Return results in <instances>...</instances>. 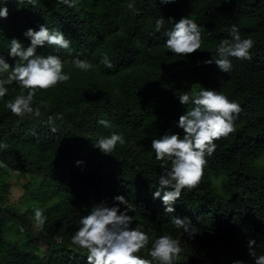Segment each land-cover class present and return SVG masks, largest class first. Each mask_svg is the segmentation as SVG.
I'll return each mask as SVG.
<instances>
[{
  "label": "trees",
  "instance_id": "trees-1",
  "mask_svg": "<svg viewBox=\"0 0 264 264\" xmlns=\"http://www.w3.org/2000/svg\"><path fill=\"white\" fill-rule=\"evenodd\" d=\"M130 2L135 11L128 9ZM6 6L0 54L7 62L14 63L7 55L11 38L27 47L25 31L46 25L71 41V55L48 46L37 53L59 55L71 78L36 92L32 106L40 109L39 117H17L6 108L20 94L15 83L5 85L8 93L0 98V160L30 178L19 205L8 202L10 188L0 175V264H86V250L71 243L78 221L95 204H117V195L126 197L129 215L151 239L180 240L177 264H254L247 239L254 238L257 253L264 254V164H256L264 156V0H76L72 8L58 0H8ZM182 16L194 20L203 36L200 50L189 56L164 47V33ZM157 18L164 19L160 30ZM233 25L254 47L251 59L230 58L232 69L225 73L203 62L218 58L217 47L231 39ZM105 53L111 69L100 63ZM76 57L96 67L81 71L71 63ZM7 76L0 73V79ZM204 88L227 96L242 111L235 130L214 141L198 187L183 190L175 212L164 213L152 193L165 169L151 141L165 133L182 135L179 117L194 105H182L177 97ZM102 119L110 127L99 124ZM112 132L126 142L109 155L93 147ZM35 208L47 217L42 230L35 226ZM173 215L192 222L193 239L172 224ZM12 230L17 236L9 238ZM147 252L139 255L151 259Z\"/></svg>",
  "mask_w": 264,
  "mask_h": 264
},
{
  "label": "clouds",
  "instance_id": "clouds-1",
  "mask_svg": "<svg viewBox=\"0 0 264 264\" xmlns=\"http://www.w3.org/2000/svg\"><path fill=\"white\" fill-rule=\"evenodd\" d=\"M7 2L8 0H3V5L0 6V18L8 17ZM161 2L171 3L174 0ZM58 3L70 8L76 6V0H58ZM127 7L135 11L134 2L128 3ZM163 26L164 19L157 18L156 29L160 30ZM164 35V47L173 55H193L200 50L203 43L200 26L187 16L175 20ZM230 35V40H224L218 45V58L212 57L205 60L204 64L211 65L214 62L222 72L228 73L232 69L230 58L251 59L250 51L254 47V41L251 38H242L235 25L232 26ZM24 36L30 40L27 47L18 38L10 39L7 55L14 61L13 64L7 62L5 56L0 54V73H8L6 80L0 79V98H4L8 93L5 85L15 83L20 89V94L8 100L6 108L17 117H39L40 109L32 106L36 92L65 83L70 80L71 75L64 72V61L59 55L38 54L37 48L48 46L66 50L71 55V41L62 31L50 29L46 25H40L39 30L29 28ZM71 63L81 71H90L96 67L90 61L79 57L74 58ZM100 63L108 69L114 67L106 53ZM177 98L182 105H194L179 117L177 127L182 130V135L165 133L151 141L155 159L162 162L161 167L165 169L152 196L153 199L161 200L165 206L164 213L171 214L175 212L173 205L179 200L183 190L198 187L203 177L205 157L213 155L216 150L214 141L226 138L235 130V121L242 111L238 103L214 89L204 88L194 94L185 92ZM52 119L50 116L49 122ZM98 123L106 128L110 127L107 120L102 119ZM55 130L51 129L53 132ZM125 142L122 134L112 132L92 144L101 153L109 155L117 144L123 145ZM6 169L7 165L0 160V170ZM113 200L118 203L113 206L104 203L93 205L88 214L79 219V226L71 237L73 245L86 250V264H177V258L183 250L180 240L170 235L151 239L143 230V226L136 223L135 217L129 215L132 209L126 197L117 195ZM119 205L124 206L123 211ZM46 220L43 210L35 208V226L42 230ZM171 222L177 229H182L190 239L195 237L196 228L187 217L173 215ZM150 243L151 247L148 248ZM257 247L254 238L247 239L250 260L254 264H264V254H258ZM146 248L151 259L139 255ZM232 264H246V261L237 259L232 261Z\"/></svg>",
  "mask_w": 264,
  "mask_h": 264
},
{
  "label": "rangeland",
  "instance_id": "rangeland-1",
  "mask_svg": "<svg viewBox=\"0 0 264 264\" xmlns=\"http://www.w3.org/2000/svg\"><path fill=\"white\" fill-rule=\"evenodd\" d=\"M257 165L264 164V156H262L259 160L256 162ZM8 170V173L10 174H4L3 170H0V175L2 176V180L8 184V187L10 188V193L8 195V202L13 201L16 204L22 203V197L25 193L26 187L24 184L30 180V178L25 177L23 175L17 176L15 172L12 170ZM2 183V182H1ZM14 230V229H13ZM11 231V233L8 235L10 238L11 235L15 234V231ZM17 236V235H14Z\"/></svg>",
  "mask_w": 264,
  "mask_h": 264
}]
</instances>
